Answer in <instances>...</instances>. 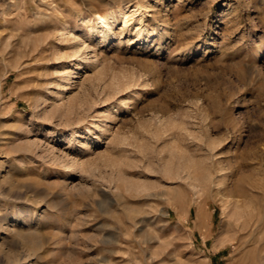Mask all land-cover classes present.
<instances>
[{"label":"rangeland","instance_id":"rangeland-1","mask_svg":"<svg viewBox=\"0 0 264 264\" xmlns=\"http://www.w3.org/2000/svg\"><path fill=\"white\" fill-rule=\"evenodd\" d=\"M8 172L0 264H264V0H0Z\"/></svg>","mask_w":264,"mask_h":264},{"label":"bare ground","instance_id":"bare-ground-1","mask_svg":"<svg viewBox=\"0 0 264 264\" xmlns=\"http://www.w3.org/2000/svg\"><path fill=\"white\" fill-rule=\"evenodd\" d=\"M126 8L127 7H122V8L119 7L115 11H113V13H117L119 15L125 14L126 13L125 12ZM84 21H85V23L86 22L89 23L88 24L90 26L89 36L92 35L95 31L99 30L98 33H100V40L101 41H105V40L109 39L108 38L109 37L108 36V30H110L112 21H109L106 15H97L92 20L89 19L87 21L86 20H84ZM128 22L129 21H127V20L123 21L124 24H128ZM68 33L70 34L71 30L68 31ZM229 138H230V136H229ZM218 143H220V142H218ZM237 166H239V164ZM20 178L21 177H19V179L12 178L10 172L5 174V176L3 178L4 184H0V200L1 201H7L9 203H16V202L18 203V202H20V199L22 198V195H24L23 192L24 191L28 192V190H30L31 187H29L28 184H24L23 183L24 180L22 182ZM187 178L189 179V186L192 189H196L198 187V184L196 183L198 178L197 177H192L190 175H188ZM238 191L241 194L243 192L241 189H238ZM229 205L231 207H233V212L231 214H232V218H233V220L235 222V224H234V229H235L234 231L235 232L246 231V232H248L249 235H254L256 231H259V229L256 226L253 228V226L257 222H255V220L253 221V217L252 216H250V218H247L249 216V213H247V211L245 209L241 208V206H245V205H239L238 202L230 203ZM24 213L25 212H21L20 213V212H18L16 210V212L12 213V214L7 213V215H6V213H5V218H2V216H0L2 218V219H0L1 232L2 231H9L8 222H16V221L22 220L23 216L25 215ZM8 215H9L10 218L7 219L6 222L2 223V221L5 220L6 217H8ZM198 224H199V222H198ZM198 224H196V225H198Z\"/></svg>","mask_w":264,"mask_h":264}]
</instances>
